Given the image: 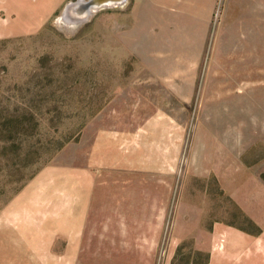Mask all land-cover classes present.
Listing matches in <instances>:
<instances>
[{
	"label": "rangeland",
	"instance_id": "1",
	"mask_svg": "<svg viewBox=\"0 0 264 264\" xmlns=\"http://www.w3.org/2000/svg\"><path fill=\"white\" fill-rule=\"evenodd\" d=\"M76 2L0 0V264H95L82 174L100 173L166 175L157 264H205L196 238L163 254L205 190L208 222L255 230L202 175L241 161L264 183V0H150L141 26L136 0L64 17ZM64 196L78 220L58 213Z\"/></svg>",
	"mask_w": 264,
	"mask_h": 264
},
{
	"label": "crops",
	"instance_id": "2",
	"mask_svg": "<svg viewBox=\"0 0 264 264\" xmlns=\"http://www.w3.org/2000/svg\"><path fill=\"white\" fill-rule=\"evenodd\" d=\"M145 5H150V0L148 3L136 0L138 17L143 14ZM138 22L139 26L143 25L142 17ZM224 163L209 166V174L202 176L216 175L224 195L232 199L260 230L249 231L214 217L208 222L216 207L215 199L205 190L194 197L197 200H191L190 218L187 216L183 221L182 216L175 217L173 240L163 254L165 261L172 260L182 241L196 238L195 249L208 255L205 264H264V183L257 178L248 179L244 162L240 161L236 173L229 172L233 168L230 163ZM150 178L135 174H82V246L95 245L94 255L83 254L82 261L95 264L159 262V247L162 237H166V217L172 194L167 190L166 175ZM161 181L164 184L152 192L151 188L155 187L152 182L160 184ZM64 203L63 211L59 209L58 213L64 212L68 219L78 220L70 211L71 196H64ZM136 220L140 224L135 227ZM136 245L142 247L141 253H135Z\"/></svg>",
	"mask_w": 264,
	"mask_h": 264
},
{
	"label": "water",
	"instance_id": "3",
	"mask_svg": "<svg viewBox=\"0 0 264 264\" xmlns=\"http://www.w3.org/2000/svg\"><path fill=\"white\" fill-rule=\"evenodd\" d=\"M76 3H78V5H76V6H82L83 7L84 15H80V18L82 20H85L91 14L93 8H97V7H100V6L108 5L107 3H109V2H107V3L103 4V5H95L93 3V0H78V2H76ZM76 3H73V4H76ZM73 4H70L67 7L66 11L64 12V17H66L68 15L69 16L72 15L71 11L73 12V9H74V7H72V6H75Z\"/></svg>",
	"mask_w": 264,
	"mask_h": 264
},
{
	"label": "bare ground",
	"instance_id": "4",
	"mask_svg": "<svg viewBox=\"0 0 264 264\" xmlns=\"http://www.w3.org/2000/svg\"><path fill=\"white\" fill-rule=\"evenodd\" d=\"M93 1H95V2H93L95 5H103L107 2H109V3H107L109 6H118L123 0H93ZM73 5H75V6H72V7H74V9H73V12L71 11V13H72V15H74V17H76L77 15H84V10H83V8H81L82 6H76V5H78V3L73 4ZM67 18H68V16H67ZM76 18H78V17H76ZM78 19H76V20H78ZM76 20L73 19V21H75V22H76Z\"/></svg>",
	"mask_w": 264,
	"mask_h": 264
},
{
	"label": "trees",
	"instance_id": "5",
	"mask_svg": "<svg viewBox=\"0 0 264 264\" xmlns=\"http://www.w3.org/2000/svg\"><path fill=\"white\" fill-rule=\"evenodd\" d=\"M248 219H249V223L255 227V230H251V231L258 232L260 229L256 226V224L249 217Z\"/></svg>",
	"mask_w": 264,
	"mask_h": 264
},
{
	"label": "flooded vegetation",
	"instance_id": "6",
	"mask_svg": "<svg viewBox=\"0 0 264 264\" xmlns=\"http://www.w3.org/2000/svg\"><path fill=\"white\" fill-rule=\"evenodd\" d=\"M93 2H95V1H93ZM83 8V7H82Z\"/></svg>",
	"mask_w": 264,
	"mask_h": 264
}]
</instances>
